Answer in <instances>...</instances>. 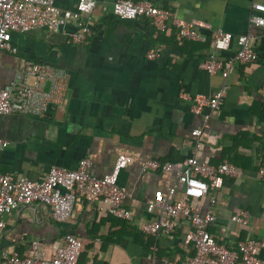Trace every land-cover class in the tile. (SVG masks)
I'll return each mask as SVG.
<instances>
[{
  "label": "crops",
  "instance_id": "0c3cea01",
  "mask_svg": "<svg viewBox=\"0 0 264 264\" xmlns=\"http://www.w3.org/2000/svg\"><path fill=\"white\" fill-rule=\"evenodd\" d=\"M95 1L94 12L82 19L92 30L86 43H68V33L78 28L72 24L55 32L12 34L13 50L0 62V86L13 81L26 61L61 68L69 82L63 104L43 116L0 115V139L9 142L0 150V170L15 179L41 181L53 166L75 170L89 159V172L101 178L120 156H129L118 183L126 189L124 205L133 217L118 219L100 201L83 197L61 223L49 207L23 206L4 216L0 262L10 252L26 255L36 240L50 256L72 234L83 242L81 264H187L196 253L186 240L193 229L189 221L179 218L172 233L158 236L145 234L142 227L159 216L158 209L148 212L156 198H183L179 176L193 156L215 166L227 161L239 170L238 176L224 177L222 188L192 200L200 204L202 216L214 215L210 234L236 251L241 242L264 240V179L258 176L264 165V34L252 22L253 16L264 17V0H132L149 1L194 22L201 41L180 39L173 26L156 36L149 20L118 17L113 10L117 0ZM78 2L57 0L56 5L74 11ZM220 30L235 38L228 50L216 51L222 62L236 54L241 35L250 37L257 62L236 64L228 78L202 68L214 51L213 34ZM159 45L162 54L150 60L149 52ZM182 90L193 96L223 91L220 112L206 122L207 110L194 114ZM196 128L204 129L198 147L192 135ZM150 160L160 167L146 168ZM243 211L249 223L233 222ZM259 255L264 259V249Z\"/></svg>",
  "mask_w": 264,
  "mask_h": 264
},
{
  "label": "built area",
  "instance_id": "2783aa9c",
  "mask_svg": "<svg viewBox=\"0 0 264 264\" xmlns=\"http://www.w3.org/2000/svg\"><path fill=\"white\" fill-rule=\"evenodd\" d=\"M56 2L57 0H0V62L4 53L13 50L11 43L13 33L26 34L36 29L55 32L72 24L78 28L68 33V43L80 45L87 42L92 30L87 23L82 22V19L94 12L96 1L79 0L74 11L61 10ZM113 10L123 20H149L155 28L156 36L173 26L177 28L179 38L182 40H202L194 22L182 19L149 1L117 0ZM252 22L262 28L264 34V17L253 16ZM234 39L230 32L222 30L215 32L211 41L214 51L209 61L202 64V68L211 74L221 72L224 78H228L235 70L236 64L248 65L257 62L259 54L250 44V37L247 35L236 38L238 51L231 59L222 62L216 51L228 50ZM163 50V45L154 47L148 58L150 60L158 58ZM68 82L69 76L65 70L40 62L26 61L13 81L0 86V115L43 116L51 108L63 104ZM181 96L192 102L194 114L202 115L207 110L204 117L206 122L220 112L224 100L223 91L213 96H193L182 90ZM203 134V128H196L192 132L197 147L201 145L200 138ZM8 145V141L0 139V150ZM130 160L129 156H120L113 170L101 178L89 172L92 165L89 159L81 160L75 170L53 166L41 181L15 179L11 174L2 173L0 170V239L6 229L4 216L35 203L49 207L54 219L60 223L67 221L71 216L78 197H83L89 202L100 201L111 216L125 221L131 220L133 213L124 205L126 189L118 183L121 171ZM184 165L185 168L179 176V182L183 185V198L170 201L160 196L149 203L148 212L158 209L159 216L155 221L143 225L142 231L154 236L160 233L170 234L175 228L176 221L185 218L193 225V229L186 235V240L196 251L187 264H237L238 261H242L243 264H264V259L259 255L264 249V240L249 239L240 243L239 251L231 250L220 244L208 230L209 225L215 220L214 215L208 213L202 216L200 204H192V200L204 198L210 189L222 188L224 177L238 176V167L227 161L215 166L201 162L195 156L188 158ZM145 167L157 170L160 163L150 160ZM258 176L264 179V165L259 168ZM175 192L174 186L170 189V195ZM231 219L233 222L247 225L250 215L243 211ZM82 248L81 239L67 234L62 244L48 256L47 251L36 240L32 242L26 255L10 252L0 264H81Z\"/></svg>",
  "mask_w": 264,
  "mask_h": 264
}]
</instances>
